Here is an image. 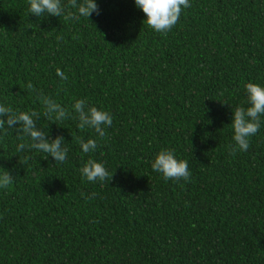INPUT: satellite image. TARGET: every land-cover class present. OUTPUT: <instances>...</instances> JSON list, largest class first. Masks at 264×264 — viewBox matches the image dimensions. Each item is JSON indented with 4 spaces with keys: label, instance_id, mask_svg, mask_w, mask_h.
I'll return each mask as SVG.
<instances>
[{
    "label": "trees",
    "instance_id": "1",
    "mask_svg": "<svg viewBox=\"0 0 264 264\" xmlns=\"http://www.w3.org/2000/svg\"><path fill=\"white\" fill-rule=\"evenodd\" d=\"M95 2L99 15L66 20L0 0V103L39 112L68 149L64 162L17 152L30 138L0 130V174L12 175L0 264H264V116L248 151L230 154L232 109L248 106V82L264 85V0H189L167 34L135 0ZM41 92L69 115L49 121ZM76 99L110 113L103 138L77 127ZM162 148L188 162L189 181L152 169ZM88 158L109 183L87 181Z\"/></svg>",
    "mask_w": 264,
    "mask_h": 264
},
{
    "label": "clouds",
    "instance_id": "2",
    "mask_svg": "<svg viewBox=\"0 0 264 264\" xmlns=\"http://www.w3.org/2000/svg\"><path fill=\"white\" fill-rule=\"evenodd\" d=\"M28 3L29 13L36 17H44L47 14L59 18L63 16L66 20H79L80 17L89 18L93 12L97 15L100 12L95 0H68L67 5L63 6L62 0H28ZM135 5L145 14L146 19L143 22L156 32L167 34L178 23L182 10L190 7V2L189 0H135ZM57 39L60 38L57 37ZM56 73L61 80H67V76L61 69L57 68ZM245 88L248 106L246 108L237 106L234 110L232 109L231 124L235 142L230 150L232 155H235L237 151H248L249 138L260 130L261 116H264V85L248 82ZM37 98L42 103L45 109L43 114L49 121L56 123L69 115L66 108L43 92L39 93ZM72 107L78 114L76 118L79 121L77 125L79 129L84 130L90 127L99 137L103 138L106 135L105 126L112 124L109 112L96 106H87L86 99H76ZM39 115L37 111L13 110L12 107L0 103V130H6L5 125H7V128L15 129L18 137L30 138V144L21 142L17 145V152L28 147L51 155L55 162H64L68 152V149L63 147L64 137L57 135L54 139H50L36 125V118ZM77 140L84 153L94 152L97 148L95 139L85 141L78 137ZM151 167L154 171L161 173L166 180L189 181L191 177L188 162L178 159L173 149L162 148L157 152ZM80 171L89 182L107 181L109 183L113 177V173L109 175L103 163L92 158L87 159ZM11 181L12 175L8 171L0 174V188H7ZM94 197L95 193L86 199Z\"/></svg>",
    "mask_w": 264,
    "mask_h": 264
}]
</instances>
